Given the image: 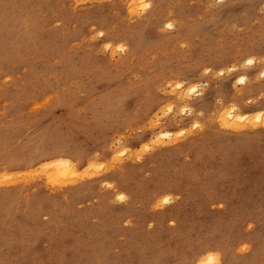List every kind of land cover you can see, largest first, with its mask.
<instances>
[{
    "label": "rangeland",
    "instance_id": "obj_1",
    "mask_svg": "<svg viewBox=\"0 0 264 264\" xmlns=\"http://www.w3.org/2000/svg\"><path fill=\"white\" fill-rule=\"evenodd\" d=\"M263 60L264 0H0V264H264Z\"/></svg>",
    "mask_w": 264,
    "mask_h": 264
},
{
    "label": "bare ground",
    "instance_id": "obj_2",
    "mask_svg": "<svg viewBox=\"0 0 264 264\" xmlns=\"http://www.w3.org/2000/svg\"><path fill=\"white\" fill-rule=\"evenodd\" d=\"M142 1V0H141ZM102 35H100V37H101ZM264 61V60H263ZM263 61H261V62H263ZM245 65H249V67L251 66H255V62H254V60H252V59H248L247 60V64L245 63ZM247 68H248V66H247ZM264 69V68H263ZM254 71V70H253ZM252 73V72H251ZM259 75H260V77L261 78H264V70H261L260 72H259ZM244 81H245V76H242L241 77V79H240V81H239V83H241V84H243L244 83ZM181 86V83L178 85V87H180ZM196 89V88H195ZM198 89V88H197ZM180 90V89H179ZM193 91H194V89H193ZM192 91V92H193ZM185 96V94H181L180 95V98H183ZM185 98V97H184ZM226 115L224 114V117H225ZM228 116L230 117V119H234L235 118V113H234V111H231V112H229V114H228ZM259 116H260V114H259ZM262 117H264V115H261ZM240 119V118H239ZM241 120V119H240ZM223 123H225V126L227 125V124H229V123H227V121H225L224 120V122ZM222 126H224V125H222ZM229 127V126H228ZM230 128V127H229ZM232 128V127H231ZM69 163V162H68ZM68 163H61V166L62 167H60V168H58L59 169V174H65L66 175V173L68 174L69 172H71L70 171V169L68 168V166H69V164ZM67 165V166H66ZM70 167H73L72 165L70 166ZM71 170H72V168H71ZM73 172V171H72ZM58 173V172H57ZM58 174V175H59ZM195 260V259H194Z\"/></svg>",
    "mask_w": 264,
    "mask_h": 264
}]
</instances>
